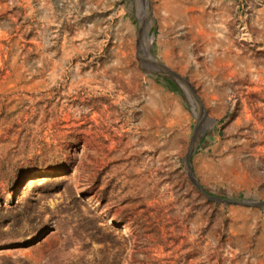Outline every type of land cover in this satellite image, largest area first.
<instances>
[{
	"label": "rangeland",
	"instance_id": "rangeland-1",
	"mask_svg": "<svg viewBox=\"0 0 264 264\" xmlns=\"http://www.w3.org/2000/svg\"><path fill=\"white\" fill-rule=\"evenodd\" d=\"M0 0V264H264V0ZM141 29L140 43L138 37Z\"/></svg>",
	"mask_w": 264,
	"mask_h": 264
},
{
	"label": "water",
	"instance_id": "water-1",
	"mask_svg": "<svg viewBox=\"0 0 264 264\" xmlns=\"http://www.w3.org/2000/svg\"><path fill=\"white\" fill-rule=\"evenodd\" d=\"M147 1H148V7L150 9L151 8L150 1L149 0ZM140 37H141V29H140V33L138 37V42H137L138 45L140 43ZM146 63L150 64L153 67L160 69L169 78H171V80H173V82H175L183 90V92L187 95L189 100L198 107L200 117H202V115L205 114L204 107L201 104L199 98L197 97L195 90L193 89V87L190 85V83L186 79H184L183 77L171 71L170 69H168L167 67L163 66L160 63H156L153 61H146ZM199 118H197L196 125L193 128V133L190 139V143H189L187 152L184 156V166H185V170H186V173L188 175L190 182L193 184L195 189L208 201L215 202V203H222L225 205L256 207V208L264 209V202L250 201V200H235V199L215 197L205 192V190L199 185L198 181L196 180L193 174L192 168H191V154L195 147V144L197 143V139H198L199 131H200Z\"/></svg>",
	"mask_w": 264,
	"mask_h": 264
},
{
	"label": "bare ground",
	"instance_id": "bare-ground-1",
	"mask_svg": "<svg viewBox=\"0 0 264 264\" xmlns=\"http://www.w3.org/2000/svg\"><path fill=\"white\" fill-rule=\"evenodd\" d=\"M205 116V114H203ZM199 125L201 126V123H199Z\"/></svg>",
	"mask_w": 264,
	"mask_h": 264
}]
</instances>
